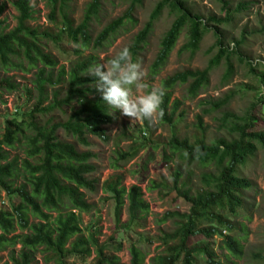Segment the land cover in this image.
<instances>
[{
    "label": "trees",
    "instance_id": "trees-1",
    "mask_svg": "<svg viewBox=\"0 0 264 264\" xmlns=\"http://www.w3.org/2000/svg\"><path fill=\"white\" fill-rule=\"evenodd\" d=\"M70 1L49 0V18L60 24L58 32L31 25L33 0H14L16 26L9 31L0 29V102L2 91L17 89V84L10 77L2 76V72L36 69L32 80L34 87L28 89L30 94L35 92L33 107L24 117L7 119L0 138V197L4 192L19 200L9 207L0 206V252L9 253V259L2 264H36L38 253L51 264H75V260L84 261L93 254L92 264H125L117 255L123 250L124 240L128 244L130 264H197L199 254L204 256L206 264H222L209 246L188 247L189 240L199 234L207 240L218 239V247L226 252L227 259H241L243 237L240 232L233 233L236 226L226 214L235 216L245 208V191L252 183L244 170L258 153L264 157V76L261 91L241 114L222 111L230 104L233 92L209 103L210 108L204 111L205 114L222 112L219 126L226 136L207 142L203 117L197 116L199 135L193 140L173 136L168 142L169 154L163 151V159L169 162L177 157L179 165L171 174V186L156 183L155 187L159 186L160 193L164 197L170 196L174 204L185 203L188 210H169L163 215L161 222L171 221L173 228L156 237L162 250L146 263L147 253L139 245L142 237L139 235L136 240H131L127 235L130 231L137 232L136 228L149 211L139 185L127 188L122 185L121 176H114L103 186L113 196L116 222L121 207L127 206L129 218L122 227L123 235H116L121 230L118 229L117 233L100 242L97 228L86 234L81 225V214L94 209L85 191L93 192L98 188V181L92 177L97 169L93 161L97 155L88 149L91 145L89 136L108 141L105 126L114 123L118 114L115 118L108 115L109 109L95 89V78L87 73L98 63L97 56L95 53L83 55L82 50H101L127 21L133 20L134 11L143 0H128L125 13L107 23L95 38L92 24L99 18L101 0L89 2L79 22L71 15ZM233 2L219 0L222 16H213L204 22L201 16L191 14L187 0H160L144 28L134 36L127 48L132 62L136 63L163 11L167 9L174 16L150 66L152 79L166 66L183 34L186 41L179 53H189L190 58L199 51L208 32L216 37L218 47V53L206 69L176 72L160 81L158 88L165 90L161 105L163 115L157 114L152 120L141 119L145 134L152 135L159 126H170L175 122L180 102L172 100V96L178 84L188 83L189 98H195L203 87L208 86L211 70L223 60L227 65L224 80L233 76L232 56L237 55L243 61L237 49L240 43L230 49L224 31L233 27L237 13L247 10L250 5L248 1L239 0L232 8ZM64 39L76 46V58H71L67 67H58L57 59L45 51V42L59 44ZM246 65L250 72L255 71V65L250 61H246ZM56 111L67 114V118L58 119ZM143 140L137 145L131 143L127 150H117L114 165L132 161L143 148L150 146V138L144 136ZM17 143H24L27 158L9 160V152L4 147L14 148ZM79 146L85 149L81 150ZM184 164L212 167L202 172L201 187L194 188L190 174L184 175ZM31 217L38 221L31 222ZM17 229L22 232L16 233ZM224 230L228 234H224ZM71 260L73 262L69 263ZM260 260L264 264V257Z\"/></svg>",
    "mask_w": 264,
    "mask_h": 264
},
{
    "label": "rangeland",
    "instance_id": "rangeland-1",
    "mask_svg": "<svg viewBox=\"0 0 264 264\" xmlns=\"http://www.w3.org/2000/svg\"><path fill=\"white\" fill-rule=\"evenodd\" d=\"M14 0H0V29L9 31L16 26L17 12L13 6ZM92 0H71V15L76 22H79L86 5ZM160 0H143L140 6L134 11L133 20L127 21L108 42L105 43L101 50L93 51L83 49V55L95 53L99 62H109L118 55L123 49L130 46L134 36L144 28L149 20L153 8ZM239 1V0H238ZM238 1L233 2L232 8L236 6ZM250 3L247 10L237 13L233 22V27L224 31L226 45L235 47V43H240L237 47L243 61H240L237 55H233L231 60L234 65L233 76L225 81L226 64L223 60L221 64L212 69L210 73V82L208 86L203 87L195 98H189L188 83L178 84L173 90L172 100L180 102L179 108L175 112V122L170 126H159L152 135L143 132L141 119H134L127 116L117 114L116 121L106 125L108 141L101 140L95 136H89L91 145L88 147L93 153H96L94 164L97 169L93 174L97 182V190L86 192V196L90 203L94 205V209L90 213L81 214V225L84 232L90 233L95 228L99 230L97 235L100 242L106 240L113 233H117L121 229L118 237L123 235V225L128 221V209L123 205L120 209L119 219H115V203L110 192L104 189V183L114 176L122 177V185L127 188L132 185H139L143 191V198L149 205V211L136 231H130L127 235L131 240H136L140 235L142 243L139 244L143 251L147 253L146 263L149 259L161 252L162 247L156 240L157 236L162 233L169 232L173 228L171 221L161 222L163 215L169 210L187 211L188 206L179 202L174 204L170 196L160 193V187H155L156 183L171 184V174L177 168L179 163L177 157L169 162L163 159V151L169 154L168 142L173 136L180 139L189 138L193 140L199 132L197 126V116L203 117V123L206 127L205 139L210 142L219 137L226 136L224 130H221L220 118L222 112L216 111L205 114L204 111L210 108L211 101H217L234 93L230 104L223 108L222 111H229L241 114L249 105L250 101L255 98L261 91L264 76V0H245ZM102 9L98 19L92 24V33L95 38L97 34L110 21L122 16L129 6L128 0H101ZM34 18L31 25L41 30L50 29L58 32L61 29L60 24L52 22L49 18L51 13V4L49 0H33ZM192 15H199L206 22L210 17L222 16L219 0H187ZM57 19L60 18L57 16ZM174 16L165 9L161 17L154 23L153 30L147 39V42L140 52L136 61L144 72L142 82L147 85L146 88L132 89V97L144 95L152 88H158L160 81L176 72L186 70H204L208 67L213 56L218 53L216 45V37L212 32H208L201 44L199 51L193 58L189 53H179L180 48L186 41V35L183 34L179 39L175 50L169 58L166 66L161 72L152 79L150 77V66L158 53L160 41L164 33L170 27ZM45 51L50 53L58 61V67L61 65H69L71 58H76L74 46L72 43L64 39L59 44L53 42H45ZM81 49V48H79ZM246 61H250L255 65V71L250 72ZM261 65V66H260ZM39 66H42L39 64ZM36 69L30 72L23 70L10 69L7 73L2 72V76L10 77L16 84L17 89L13 91H2V101L0 102V138L4 132L5 121L11 117H24L31 110L35 103V92L32 94L28 89H33V74ZM65 88V86H63ZM64 94V89L61 92ZM68 109V108H67ZM68 112V111H67ZM55 116L60 119H66L61 111H56ZM155 118V117H154ZM63 136V133H61ZM150 138V146L143 148L139 154L128 163H121L119 166L114 165L117 150H127L131 143H143V137ZM72 139L71 137H67ZM8 152V159L17 158L19 161L27 158L24 143H17L14 148L4 147ZM81 150L84 147L79 146ZM184 175L191 176V183L194 188L201 187L202 172L209 171L212 167H202L199 165L185 166ZM252 186L245 191V208L241 209L237 215L231 216L228 213L226 217L232 224L236 226L233 233L240 232L243 237L242 244L244 246V255L241 259H227L226 252L221 251L218 247L219 240H207L202 234H199L189 240V248H202L209 246L211 251L217 255L222 264H262L261 257H264V157L260 153L256 157L250 159V164L244 170ZM20 180L19 182H21ZM18 198L8 197L4 192L1 193L0 206L9 207L12 203H18ZM31 222H37L38 219L30 218ZM17 229L16 233H21ZM231 233V234H233ZM224 234H228L224 230ZM19 248V246H18ZM121 262L130 264V254L128 251L127 241L124 240L123 250L118 252ZM94 254L84 261H76L75 264H92L94 262ZM260 257V258H259ZM9 259L8 252H0V264ZM197 264H206L204 256L198 255ZM36 264H51L44 260V255L38 253L35 256ZM73 260L69 261L72 263Z\"/></svg>",
    "mask_w": 264,
    "mask_h": 264
},
{
    "label": "clouds",
    "instance_id": "clouds-1",
    "mask_svg": "<svg viewBox=\"0 0 264 264\" xmlns=\"http://www.w3.org/2000/svg\"><path fill=\"white\" fill-rule=\"evenodd\" d=\"M95 78V89L109 109L108 115L134 119L152 120L157 114L163 115V88H152L144 95L132 97V89L146 88L142 82L144 72L138 63L132 62L128 48H123L109 62H99L87 71Z\"/></svg>",
    "mask_w": 264,
    "mask_h": 264
}]
</instances>
